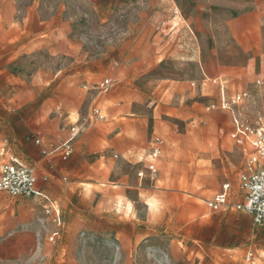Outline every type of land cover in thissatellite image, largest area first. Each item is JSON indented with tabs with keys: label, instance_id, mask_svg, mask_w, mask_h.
Segmentation results:
<instances>
[{
	"label": "rangeland",
	"instance_id": "1",
	"mask_svg": "<svg viewBox=\"0 0 264 264\" xmlns=\"http://www.w3.org/2000/svg\"><path fill=\"white\" fill-rule=\"evenodd\" d=\"M205 3L0 0V163L31 169L63 215L49 242L41 201L0 191L8 207L28 205V264H264V225L205 205L224 182L239 191L246 158L229 137L234 111L206 110L217 90L198 82L214 77L213 48L229 69L216 75L227 93L248 94L236 112L264 122V81H253L261 90L252 98L243 65L227 63L230 49L245 52L244 33L236 42L230 30L229 0ZM107 77L101 93L84 88ZM96 104L105 121L90 117ZM68 139L67 159L51 153ZM12 243L7 234L0 264H20Z\"/></svg>",
	"mask_w": 264,
	"mask_h": 264
},
{
	"label": "crops",
	"instance_id": "2",
	"mask_svg": "<svg viewBox=\"0 0 264 264\" xmlns=\"http://www.w3.org/2000/svg\"><path fill=\"white\" fill-rule=\"evenodd\" d=\"M220 1H223V0H203V2H206L205 5H207V4L209 5L211 3L220 2ZM228 6H229V8L233 9V10H231V14H230L231 17L229 20L230 25L232 26V27L230 26V30H232V32H234L236 42H237L236 34L237 33H240V34L244 33V41H245L244 49H245V52H244L243 57H242L240 52L238 53L236 49H230L229 61L227 63L230 64V67H234V68H236L240 65H243V68L245 70V77H246V80L248 81L247 87L250 90L252 98H257L261 89L254 86L253 81L261 80V79L264 81V0H229ZM199 7L204 8L205 6H199ZM176 10H177V8H176ZM213 43H214V47H215L216 46L215 42H213ZM210 52L212 54V59L211 60L207 59L209 65H210L209 73H211L212 76H214V77L208 78L206 76H203L198 83H199L202 90H204V89L209 90L212 88L217 90L218 98L213 103H219L224 99L230 98L231 96H233L234 94H236L238 92H246L243 90H239V91H236V92L231 93V94L227 93L226 83H224L223 79L220 76L216 77V75L220 74V73H226L229 69L227 70L225 65H222V64H224V61L220 58V55L218 54L217 49L213 48ZM107 78H110L112 80L111 77H107ZM102 79H104V78H102ZM102 79H100V80H102ZM100 80L96 81L95 83L99 82ZM95 83H93V85ZM189 85L194 86L195 82H190ZM85 86H84V88H90L92 85H89V86L85 85ZM239 105H237L233 109L226 110V111H234L233 112L234 115L232 117V127H231V130L229 132V137H230V133L233 130L235 120L236 119H245L244 117H241L236 112V109ZM93 107H98L101 109L102 113L104 114V119L98 120V119L92 117L91 111H90V117L92 119H94L95 121H99V122L105 121L107 118V114H106V111L103 109V105L102 104H96ZM92 108H91V110H92ZM254 122H256V121H254ZM230 139L236 146H238L242 149V151L245 153V156H246L244 168L240 172V174H241L242 172L249 169L248 157L253 152V150L248 144H238L231 137H230ZM155 145H157L159 147L160 154H161V141L156 136L152 140L151 147L149 149V153ZM43 151H45V149H43ZM149 153L147 156L148 159H149ZM160 154H159V156L155 162L156 167H157L156 173L158 172L157 162L160 158ZM8 162H15L18 165H22L21 163L17 162L16 159H13L12 161H8ZM1 163H3V162H1ZM146 163H147V161H146ZM22 166H24V165H22ZM63 181H66V178H63ZM227 183H229L231 186L229 202L231 203V199H233L235 197L238 198L236 202L240 201L242 199V191H241L240 186H239V177H238V189H239V191H241V193L239 191H237V193L235 194V190L233 189L231 183L230 182H227ZM36 186H37V180H36ZM37 188L41 192V195L40 196H34V197H36L37 199H39L41 201L43 211H44V208L49 203L54 204V206H56L60 210V214H61V218H62L61 226L57 228L55 225L51 224V229H50L51 232L58 230V234L53 241H50L48 238L49 242H54L62 234L63 215H62L61 205L59 204V202L55 198H53L50 194H48L46 191H44L43 188H41L40 186H37ZM219 189L217 191H219ZM0 191H2V190H0ZM211 197H209V198H211ZM1 198H2V196L0 195V199ZM206 200H205V202H206ZM236 202H234V203H236ZM231 204H233V203H231ZM205 205H206V203H205ZM8 206H9L8 204L6 205V204L0 202V247H2V248L7 247V245H5L4 242L6 239V235L10 234V238L13 240L11 247H13L17 250L20 249L21 257H20V261H17V263L28 264V248L30 247V243H29V241H30V233H29L30 214L29 213L30 212H29L28 205L27 204L21 205V207L19 209L12 207V206H10V207H8ZM232 208H233L232 206H227L226 208H224L220 211H224V210L232 209ZM212 212H219V211H212ZM48 218L50 219V217H48ZM0 259L3 260L2 263H6L5 261L7 260V256L0 257Z\"/></svg>",
	"mask_w": 264,
	"mask_h": 264
},
{
	"label": "built area",
	"instance_id": "3",
	"mask_svg": "<svg viewBox=\"0 0 264 264\" xmlns=\"http://www.w3.org/2000/svg\"><path fill=\"white\" fill-rule=\"evenodd\" d=\"M112 84L110 78H104L91 87L99 93L107 90ZM86 87V86H85ZM247 97L246 92H238L228 99L219 103H210L206 110L222 109L229 110L239 105ZM92 117L102 120L104 114L98 107L91 110ZM74 130V128L72 129ZM230 137L238 144H248L253 152L248 157L249 169L239 175V186L242 191V199L236 203L229 202L231 186L225 182L221 185L211 198L206 200V206L211 211H220L227 206L250 215L253 222L257 225H264V122H249L245 119H236ZM71 139L61 143L52 151L60 150L63 160L72 152ZM38 142V141H37ZM47 153L46 151H43ZM49 153V152H48ZM160 154V149L155 145L150 153L146 163V169L151 174L157 171L156 159ZM138 176H143V171L138 172ZM0 190L9 193L12 196H40L41 192L36 186V177L31 169L18 165L15 162L0 163ZM44 213L50 217L51 223L57 228L61 226L62 218L60 210L49 203L44 208ZM58 234V230L50 233L49 240L53 241ZM252 256L251 252L247 253V259Z\"/></svg>",
	"mask_w": 264,
	"mask_h": 264
}]
</instances>
